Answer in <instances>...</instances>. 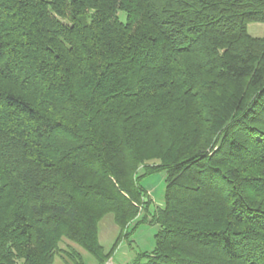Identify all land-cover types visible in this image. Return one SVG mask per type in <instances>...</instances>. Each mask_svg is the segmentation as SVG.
<instances>
[{
  "label": "trees",
  "instance_id": "16d2710c",
  "mask_svg": "<svg viewBox=\"0 0 264 264\" xmlns=\"http://www.w3.org/2000/svg\"><path fill=\"white\" fill-rule=\"evenodd\" d=\"M249 22L264 0H0V264H85L66 242L104 264L107 214L117 240L157 224L133 264H264ZM156 171L150 211L140 178Z\"/></svg>",
  "mask_w": 264,
  "mask_h": 264
},
{
  "label": "rangeland",
  "instance_id": "374dc122",
  "mask_svg": "<svg viewBox=\"0 0 264 264\" xmlns=\"http://www.w3.org/2000/svg\"><path fill=\"white\" fill-rule=\"evenodd\" d=\"M122 17L123 13H118ZM248 33L254 37H264V23L249 22ZM141 185L148 191L151 198L149 210L163 204L165 186V172L156 171L140 178ZM135 222L132 223V225ZM131 225V226H132ZM158 229L155 223H138L128 238L121 237L117 240L118 226L114 223L112 214L105 215L98 222V240L105 252H108L116 242V245L108 261L110 264H133L139 252H149L154 248V234ZM75 247L83 257L85 264H96L94 257L84 249L66 242ZM62 248H66L61 245ZM52 264H71V261L64 255H57Z\"/></svg>",
  "mask_w": 264,
  "mask_h": 264
},
{
  "label": "built area",
  "instance_id": "2783aa9c",
  "mask_svg": "<svg viewBox=\"0 0 264 264\" xmlns=\"http://www.w3.org/2000/svg\"><path fill=\"white\" fill-rule=\"evenodd\" d=\"M104 264H110V262L109 261H106Z\"/></svg>",
  "mask_w": 264,
  "mask_h": 264
}]
</instances>
